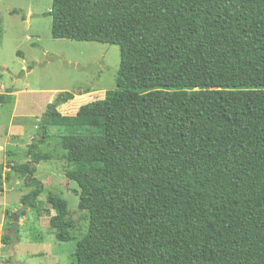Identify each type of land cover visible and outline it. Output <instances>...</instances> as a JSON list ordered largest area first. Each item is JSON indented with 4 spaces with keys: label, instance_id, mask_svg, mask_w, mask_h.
I'll list each match as a JSON object with an SVG mask.
<instances>
[{
    "label": "trees",
    "instance_id": "trees-1",
    "mask_svg": "<svg viewBox=\"0 0 264 264\" xmlns=\"http://www.w3.org/2000/svg\"><path fill=\"white\" fill-rule=\"evenodd\" d=\"M44 15L53 38L120 47L116 88L74 115L60 92L7 175L30 188L23 206L48 211L40 145L66 128L88 219L71 264H264V0H53ZM47 202L71 240L68 200Z\"/></svg>",
    "mask_w": 264,
    "mask_h": 264
},
{
    "label": "rangeland",
    "instance_id": "rangeland-1",
    "mask_svg": "<svg viewBox=\"0 0 264 264\" xmlns=\"http://www.w3.org/2000/svg\"><path fill=\"white\" fill-rule=\"evenodd\" d=\"M53 0H0V264H71L77 242L86 233L88 219L78 207L79 189L67 178L70 167L61 146L65 127H52L51 136L40 151L51 155L37 165L36 176L44 182L40 197L43 209L25 210L18 229L11 232L13 215L25 209L22 197L30 188L17 175L8 178L11 164L27 162L29 145L38 138L41 117L60 92L71 91L74 98L59 109L74 115L93 100L102 99L116 88L120 47L116 44L53 38L50 16L44 13ZM17 9L20 13L11 14ZM23 15L25 17H23ZM16 129V132H12ZM50 193L69 202L74 226L72 239L59 241L50 224L55 210L47 202ZM10 234V245L2 237Z\"/></svg>",
    "mask_w": 264,
    "mask_h": 264
},
{
    "label": "water",
    "instance_id": "water-1",
    "mask_svg": "<svg viewBox=\"0 0 264 264\" xmlns=\"http://www.w3.org/2000/svg\"><path fill=\"white\" fill-rule=\"evenodd\" d=\"M27 209V207L25 206V209H22L21 211L19 212H16L13 216V220H14V223L10 229L11 232H14L15 230L18 229V226H19V220L20 218L22 217V215L25 214V210Z\"/></svg>",
    "mask_w": 264,
    "mask_h": 264
},
{
    "label": "crops",
    "instance_id": "crops-1",
    "mask_svg": "<svg viewBox=\"0 0 264 264\" xmlns=\"http://www.w3.org/2000/svg\"><path fill=\"white\" fill-rule=\"evenodd\" d=\"M12 132H14V133H15V132H16V129H13V130H12Z\"/></svg>",
    "mask_w": 264,
    "mask_h": 264
}]
</instances>
